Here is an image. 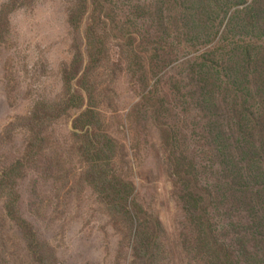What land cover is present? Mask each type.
<instances>
[{
  "label": "rangeland",
  "instance_id": "1",
  "mask_svg": "<svg viewBox=\"0 0 264 264\" xmlns=\"http://www.w3.org/2000/svg\"><path fill=\"white\" fill-rule=\"evenodd\" d=\"M101 1L106 6L101 17L108 18L107 31L103 42L94 43L90 28L94 24L90 19L97 13L94 0H0V264H39L24 238L20 217L46 245L42 254L46 264H143L132 259L131 224L127 227L122 217H114L101 195L85 182L90 166L79 160L73 127L88 106L94 107V99L101 103L109 134L119 144L117 164L124 166V174L132 180L136 205L154 214L164 230L167 254L158 264H264V256L254 254L264 249V180L246 176L249 172L257 176L264 167L255 148L264 146L263 128L249 129L243 135L233 120L230 133L223 115L222 136L226 142L230 138L228 148L234 161L219 167L225 160L211 155L208 123L196 119L194 110L183 114L185 106L178 96L173 95L179 108L161 120L162 131L151 122L132 127V116L142 104L141 90L135 88L139 75L134 78L128 69L132 48L128 42H134L137 35L136 49H158L156 6L177 0ZM241 1L248 5L258 0ZM137 2L144 6L133 12ZM143 14L152 20L143 24ZM150 26L153 44L147 41L145 46L142 38ZM176 36L172 32L170 42H176ZM208 46H180L178 59L160 75L157 86L167 105H175L168 92L170 79L183 80L185 94L192 85L189 66ZM69 90L82 98L83 108L76 101L67 112L56 113L54 107L66 99ZM224 101L223 107L227 104L231 109L230 97ZM41 108H46L47 117L56 119L45 120L32 134L31 119L44 114ZM28 143L33 145L31 151ZM59 157L61 173L54 162ZM241 158L247 160L241 166L248 172L240 175L234 163ZM193 160L198 163L196 180L192 168L184 166ZM205 171L209 175L202 178ZM197 181L196 189L187 185ZM212 186L215 198L197 210L193 202L192 207L187 204L184 193L209 197L207 190ZM10 203L16 204L15 218L8 214ZM197 219L205 223L202 234L197 231ZM205 236L218 238L221 255L217 259L201 253L199 243Z\"/></svg>",
  "mask_w": 264,
  "mask_h": 264
},
{
  "label": "trees",
  "instance_id": "2",
  "mask_svg": "<svg viewBox=\"0 0 264 264\" xmlns=\"http://www.w3.org/2000/svg\"><path fill=\"white\" fill-rule=\"evenodd\" d=\"M95 1L97 2L95 3ZM94 4L97 13L93 14L90 19V21H94L90 28L94 29V43L96 41L101 43L107 31L108 18L101 17L106 6L101 0H94ZM143 6L144 4L138 3L133 12L141 10ZM100 8L102 11H99ZM96 14L98 15L97 23L94 19ZM155 14L158 16L156 31L158 49H140V46H138L139 49H136L137 35L136 39H133L134 42L130 40L128 42L132 46L127 58L128 69L134 74L132 75L134 78L139 75L140 83L136 80L135 88L138 87L141 90L139 98L140 104H142L140 106L142 109L138 107L137 112H134V117L132 116V127L151 122L154 128L162 131L164 125L160 124L161 120L166 118V114L179 108L174 97L178 96L181 104L185 106L183 114H189L194 110L197 113L196 119L200 118L204 120V123H208L207 137L211 155L215 160H225L219 167L226 166L227 162H233L234 158L228 148L230 138L226 142L222 136L223 122L225 121L223 115L227 118L228 123L225 122L230 133L233 130L231 127L233 120H235L233 125H238L243 135H246L249 129L258 130L261 127L264 131V45L259 44V41H264L261 38V36L264 38V0L252 1L248 5L242 3L241 0H177L173 1L172 5L166 3L157 5ZM142 18L143 24L152 20L148 14H143ZM100 24L103 25L102 28H99ZM151 28V26L148 27L142 38L145 46H147V41L153 44ZM97 30H101V34ZM172 32L177 35L176 42H170ZM259 32H262L260 37L257 35ZM182 44L192 48L205 47L207 44L210 46L207 47L206 52L196 58L200 61L195 59L189 66L190 72L187 74L192 85L185 89V94L182 93L183 88L181 87V83L184 81L177 78L170 79L168 92L174 98L175 105H167L164 101L165 98L159 96L160 91L157 86L160 75L174 60L178 59L177 55H179V48ZM90 94L92 95L93 91H90ZM226 96L230 97L232 102L229 104L232 106L231 109L227 104L225 108L223 107ZM76 101L79 102L78 107L83 108L84 105L80 106L82 98L78 97L76 93L72 94L69 90L66 99L54 107L55 112L59 114L67 112L71 106H75ZM191 104H193L192 109L188 108ZM101 106V103L94 99V107H86L87 110L74 122L73 137L78 138L75 144L79 148V160L86 166H90L87 173L89 178L85 182L91 184L94 191L101 195L102 202L111 209L114 217H122L127 227L131 224L133 261H141L143 264H158L161 261L159 258L167 254L164 230L154 214L143 209L142 206L136 205L135 199L132 197L134 192L132 180L124 174V166L117 164L119 144L109 134V127L105 117L102 116ZM42 110H44V114H41V117L34 115L31 119L30 132L32 134L37 127L43 125L45 120L56 119L53 115L47 117L46 108H41L40 112ZM214 125L218 128L214 129ZM170 131L176 137V132ZM134 133L136 136L141 134L135 128ZM210 135L213 136V139L210 138ZM250 144L255 147V140H251ZM32 146L31 143H28V150L31 151ZM255 148L259 151L258 160L264 163V146ZM123 157L125 156L122 155L121 158ZM61 159L62 157H59L54 160L55 166L60 168L59 173L62 171ZM258 160H254L253 163L261 165ZM245 162L247 163V160L244 158L235 160L234 164L239 167L240 175L248 172V169L241 166ZM197 165L198 163L194 160L190 161L188 165H184L192 168L195 180L198 174ZM259 171L257 176H252V172L246 176L251 174L249 179L264 180V173H261L264 171V167ZM45 172L50 174L47 167ZM176 174L179 176L180 170ZM188 175L191 173L188 172ZM208 175L209 172L206 171L201 173L202 178ZM183 178L180 177V181ZM187 185L196 189L198 181L195 185L189 182ZM261 189L264 192V187ZM207 192L211 196L203 194L196 198L188 192L184 193V196L187 204L192 207L191 202H193L197 210L204 202L217 196L213 186L210 187V190L208 188ZM260 200L262 199L260 198ZM261 202V210H264V202ZM7 208L8 214L15 218L16 204L10 203ZM203 218L207 221V215ZM18 222L24 232V238L29 241L33 257L39 264H46L42 258L46 245L37 238L35 229L26 219L20 217ZM195 224L197 231L202 234L205 223L197 219ZM208 241H212V243H208ZM205 242L208 246H205ZM218 243L219 240L216 236L210 239L205 236L199 243L203 247L201 253L217 259L221 255L216 247ZM254 254L264 256V249L263 251L255 250Z\"/></svg>",
  "mask_w": 264,
  "mask_h": 264
}]
</instances>
